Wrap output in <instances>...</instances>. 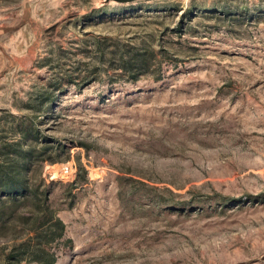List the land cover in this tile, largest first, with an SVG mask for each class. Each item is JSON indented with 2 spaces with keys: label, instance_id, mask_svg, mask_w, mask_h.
<instances>
[{
  "label": "rangeland",
  "instance_id": "1",
  "mask_svg": "<svg viewBox=\"0 0 264 264\" xmlns=\"http://www.w3.org/2000/svg\"><path fill=\"white\" fill-rule=\"evenodd\" d=\"M3 172L0 264H264V0H0Z\"/></svg>",
  "mask_w": 264,
  "mask_h": 264
},
{
  "label": "trees",
  "instance_id": "2",
  "mask_svg": "<svg viewBox=\"0 0 264 264\" xmlns=\"http://www.w3.org/2000/svg\"><path fill=\"white\" fill-rule=\"evenodd\" d=\"M8 175H9L8 172H5V173L3 172V174H1L0 176V193L4 195L3 199L0 198V223L2 224L5 222V220L3 219V216L6 214L7 210H9V213H8V216L6 217L7 219H10L13 216L15 208L17 209L23 204H28L30 205V207L37 209L38 206H36L35 201L37 202L39 201L38 196L34 195V193L29 194L27 197H25L27 199H30L31 201L25 200L24 203L22 204L23 201L17 200L18 198H17L16 193L20 190H23L21 189L22 188L21 181H18L12 178L11 175L10 176ZM45 207L47 208V206ZM31 220H32L33 225L36 226V228L33 229L36 240H55L56 238L62 237L63 226L55 218L51 216L49 218L47 217V214H44V216L41 218L40 216H35L31 218ZM43 226H45V228H42ZM52 228L54 229L51 230ZM43 254L45 253L37 252V257H39L40 259L38 261V264H54L53 256L47 257V254H45L46 258L42 259L40 255H43Z\"/></svg>",
  "mask_w": 264,
  "mask_h": 264
},
{
  "label": "water",
  "instance_id": "3",
  "mask_svg": "<svg viewBox=\"0 0 264 264\" xmlns=\"http://www.w3.org/2000/svg\"><path fill=\"white\" fill-rule=\"evenodd\" d=\"M140 0H104L105 3L114 2L117 4H129Z\"/></svg>",
  "mask_w": 264,
  "mask_h": 264
}]
</instances>
